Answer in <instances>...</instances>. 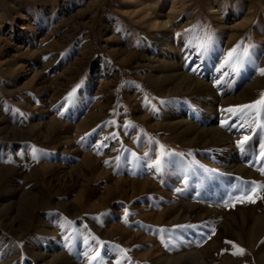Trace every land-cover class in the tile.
Segmentation results:
<instances>
[{
  "label": "rangeland",
  "instance_id": "obj_1",
  "mask_svg": "<svg viewBox=\"0 0 264 264\" xmlns=\"http://www.w3.org/2000/svg\"><path fill=\"white\" fill-rule=\"evenodd\" d=\"M166 3L0 0V264H264V110L226 111L264 94V0ZM179 45L227 97L159 92Z\"/></svg>",
  "mask_w": 264,
  "mask_h": 264
},
{
  "label": "bare ground",
  "instance_id": "obj_2",
  "mask_svg": "<svg viewBox=\"0 0 264 264\" xmlns=\"http://www.w3.org/2000/svg\"><path fill=\"white\" fill-rule=\"evenodd\" d=\"M178 1L181 4L182 0L181 1L180 0H169L170 4H168V3L164 4V8H166L170 13L167 15H164V17L161 19H158V17H157L156 23H155L156 27L158 26V27L163 28V29H168L170 26H172V23L175 22L174 20L176 19L177 14H178V7H176L178 4L177 3ZM176 28L177 27H175V29ZM176 38H179V37H176ZM228 48H229V45H228L227 49ZM216 50L220 51L218 48ZM195 53H197V52L195 51L193 54H189L188 57H186L182 48L179 45L178 49H174V51H173L174 55L173 54L170 55L171 58H169L168 56L165 57V58H167V57L169 58V62H168L169 65L167 67H171V68L173 67L174 70H173V73L171 72V75H166L167 74L166 73L165 77L162 76L165 78L162 81H160V79L162 78L161 76H160L161 78L156 77L155 82L158 81L159 92L165 97L177 95L179 93H184L185 95L198 94V95L203 96L205 98L211 97L215 100V102L220 101V99L223 97H227L229 93L227 91L223 90V88H221V86H219V83L223 82L222 78H224L223 73L222 72L219 73V68L221 67V64L223 63V59H222L221 63L218 64L219 65L218 68L215 69L214 71H212L211 73H209L211 71L210 70L211 67H208V65L204 62H203L204 64L203 63L201 64L202 59H200L198 61L200 63L199 65L197 64L192 68L191 72H187L183 68L185 65L184 61L182 62V64H181V62L174 61V59H176V58L182 57V59H183V57L185 56L186 59L190 62V60L194 57ZM176 54H177V56H175ZM224 54H226V51L224 52ZM163 63H164V61H163ZM215 74L217 75L216 77H215ZM153 78H155V77H153ZM256 82H257V79L253 78L250 81V83H248L247 88L248 89L256 88ZM223 84H224V82H223ZM242 92L243 91H241V92L239 91L238 94H236L234 96L232 95V97H230L228 99V101L230 103L239 101V99L242 97ZM233 94H234V92H233ZM221 102H226V101L221 100Z\"/></svg>",
  "mask_w": 264,
  "mask_h": 264
},
{
  "label": "snow or ice",
  "instance_id": "obj_3",
  "mask_svg": "<svg viewBox=\"0 0 264 264\" xmlns=\"http://www.w3.org/2000/svg\"><path fill=\"white\" fill-rule=\"evenodd\" d=\"M245 54H247V49H245ZM232 53H229V57H232ZM261 74L264 75V69H261ZM247 110V111H246ZM264 110V94H261L260 99L256 100L255 102L251 103V104H246V105H242L239 106L237 108H229L226 111L231 112L233 114H249L252 112L255 113H259V111ZM249 137L245 136L240 142L239 145L240 147L243 149L244 144L248 141ZM156 164L159 166L161 164L160 160L156 161ZM258 186L255 185V183L253 182V186L251 188L248 189L247 193L245 195H241L239 197V199L244 200V199H248L251 202H255V200L253 199V196L256 192V188ZM234 247L237 248V251L235 253H233L234 255H243L245 250L243 248H239L238 246Z\"/></svg>",
  "mask_w": 264,
  "mask_h": 264
}]
</instances>
